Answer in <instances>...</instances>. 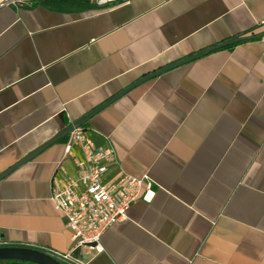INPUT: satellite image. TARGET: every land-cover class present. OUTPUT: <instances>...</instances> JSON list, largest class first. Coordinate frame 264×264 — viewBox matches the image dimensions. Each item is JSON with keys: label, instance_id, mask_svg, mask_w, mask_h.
<instances>
[{"label": "crops", "instance_id": "obj_1", "mask_svg": "<svg viewBox=\"0 0 264 264\" xmlns=\"http://www.w3.org/2000/svg\"><path fill=\"white\" fill-rule=\"evenodd\" d=\"M263 20L264 0L1 7L0 246L67 250L48 198L82 127L153 182L82 264H264Z\"/></svg>", "mask_w": 264, "mask_h": 264}, {"label": "built area", "instance_id": "obj_2", "mask_svg": "<svg viewBox=\"0 0 264 264\" xmlns=\"http://www.w3.org/2000/svg\"><path fill=\"white\" fill-rule=\"evenodd\" d=\"M46 0H0L1 7H32ZM106 8L128 0H69ZM264 23V20L263 22ZM264 42V38L260 39ZM78 152L75 157L73 151ZM64 158H72L75 173L50 184L48 201L70 232V245L63 253L42 250L61 264H82L81 258L99 252L101 236L113 224L127 219L130 207L153 195V182L147 177L124 173L110 145L93 143L89 132L76 127L67 134Z\"/></svg>", "mask_w": 264, "mask_h": 264}, {"label": "water", "instance_id": "obj_3", "mask_svg": "<svg viewBox=\"0 0 264 264\" xmlns=\"http://www.w3.org/2000/svg\"><path fill=\"white\" fill-rule=\"evenodd\" d=\"M7 172L0 174V179L4 178ZM19 261L30 264H61L47 253L31 246H0V262Z\"/></svg>", "mask_w": 264, "mask_h": 264}, {"label": "trees", "instance_id": "obj_4", "mask_svg": "<svg viewBox=\"0 0 264 264\" xmlns=\"http://www.w3.org/2000/svg\"><path fill=\"white\" fill-rule=\"evenodd\" d=\"M67 3H71L76 5L79 8H88V7H94L89 4L83 3V2H78V1H69V0H64ZM0 264H30V263H24V262H19V261H3L0 262Z\"/></svg>", "mask_w": 264, "mask_h": 264}]
</instances>
